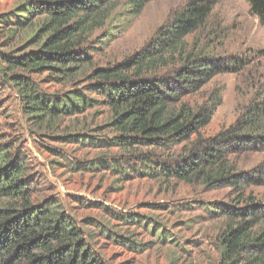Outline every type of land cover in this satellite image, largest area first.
Returning a JSON list of instances; mask_svg holds the SVG:
<instances>
[{
	"label": "rangeland",
	"instance_id": "obj_1",
	"mask_svg": "<svg viewBox=\"0 0 264 264\" xmlns=\"http://www.w3.org/2000/svg\"><path fill=\"white\" fill-rule=\"evenodd\" d=\"M25 1L0 0V154L23 164L22 180L31 184V201L55 203L103 264H219V240L228 223L219 204L237 202L232 189L157 177L149 171L157 162L167 163L171 154L190 145L165 153L145 147L123 150L113 143L119 133L110 126L111 111L87 88L92 70L131 56L189 0L151 1L133 19L126 18L127 7L120 0L106 26L93 34L91 64L68 76L50 69L9 71L7 60L38 50L43 39L38 19L21 24L29 19L20 9ZM211 1L214 6L204 26L186 37L187 51L211 58L232 59L248 52L257 57L241 71L220 74L199 93L184 98L196 106L211 92L221 93L220 106L200 132L204 139L231 126L256 95L264 99V28L249 13L247 0ZM124 25L127 29L117 33ZM107 31L115 34L112 41H95ZM12 75L30 79L51 101L79 93L86 109L38 120L26 113ZM147 157L151 161L143 164ZM230 159L240 172L252 173L264 162V152ZM249 194L264 201V185L249 187L245 195ZM6 203L0 200V205Z\"/></svg>",
	"mask_w": 264,
	"mask_h": 264
},
{
	"label": "trees",
	"instance_id": "obj_2",
	"mask_svg": "<svg viewBox=\"0 0 264 264\" xmlns=\"http://www.w3.org/2000/svg\"><path fill=\"white\" fill-rule=\"evenodd\" d=\"M154 0H123L126 18L137 17ZM120 0H26L20 7L32 22L38 19L43 39L38 50L15 61L9 71L50 69L72 75L92 62L89 43L103 29ZM249 13L264 28V0H247ZM211 0H189L173 18L159 27L152 38L123 61L90 72L87 88L97 93L112 114L111 127L118 136L113 143L123 150L138 148L171 152L151 168L157 177L175 179L205 188L230 187L237 196L233 206L219 204L228 223L220 243L219 264H264V201L245 191L264 185V162L252 173L240 172L230 157L264 152V99L256 95L234 123L212 138L200 132L221 104L220 91L204 103L190 106L185 97L197 94L216 76L239 72L250 52L232 59L214 58L187 51L186 37L204 26L213 9ZM122 26L117 33L127 29ZM38 33V34H39ZM110 31L95 41L107 44ZM10 80L23 99L27 114L38 120L82 113L86 99L77 93L63 98L39 94L32 81L20 75ZM260 95V94H259ZM83 97V98H82ZM82 98L83 103L79 102ZM143 164L151 161L141 160ZM23 164L4 160L0 154V264H103L87 245L73 221L58 211L52 201L32 202L31 184L22 180Z\"/></svg>",
	"mask_w": 264,
	"mask_h": 264
}]
</instances>
